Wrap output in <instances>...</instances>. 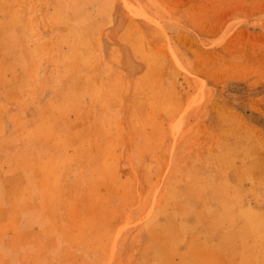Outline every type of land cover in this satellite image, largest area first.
<instances>
[{"label":"rangeland","instance_id":"obj_1","mask_svg":"<svg viewBox=\"0 0 264 264\" xmlns=\"http://www.w3.org/2000/svg\"><path fill=\"white\" fill-rule=\"evenodd\" d=\"M76 1L0 0V264H264V0Z\"/></svg>","mask_w":264,"mask_h":264},{"label":"bare ground","instance_id":"obj_2","mask_svg":"<svg viewBox=\"0 0 264 264\" xmlns=\"http://www.w3.org/2000/svg\"><path fill=\"white\" fill-rule=\"evenodd\" d=\"M62 1H63V0H62ZM75 1H76V0H75ZM77 1H79V0H77ZM77 1H76V3H77ZM59 3H60V2H59ZM73 3H74V2H73ZM59 5H60V4H59ZM59 5H58V6H59ZM73 5H74V4H73ZM76 5H77V4H76ZM76 5H75V6H76ZM79 5H80V4H79ZM69 6H70V5H69ZM78 7H79V6H78ZM84 7L86 8L85 5H84ZM74 10H75V9H74ZM97 10H98V9H97ZM100 10H101V9H100ZM86 11H87V10H86ZM96 13H97V12H96ZM82 16H83V15H82ZM54 17H55V16H54ZM90 17H91V16H90ZM89 19H90V18H89ZM85 20H86V19H85ZM87 20H88V19H87ZM87 20H86V21H87ZM93 22H94V21H93ZM53 23H54V22H53ZM79 23H82V22H79ZM87 23H88V22H87ZM90 23H91V22H90ZM96 23H97V22H96ZM67 25H68V24H67ZM87 32H88V31H87ZM74 39H75V38H74ZM71 65H72V64H71ZM74 67H75V66H74ZM75 70H76V69H75ZM76 71H77V70H76ZM111 76H112V75H111ZM43 84H44V83H43ZM50 84H51V83H50ZM22 87H23V86H22ZM104 87H105V86H104ZM23 88H24V87H23ZM95 97H96V96H95ZM95 99H96V98H95ZM143 103H144V102H143ZM118 121H119V120H118ZM114 123H115V122H114ZM74 125H75V124H74ZM114 128H115V127H114ZM117 128H118V127H117ZM81 129H82V128H81ZM118 129H119V128H118ZM78 130H80V129H78ZM101 130H102V129H101ZM83 131H84V130H83ZM102 131H103V130H102ZM118 131H119V130H118ZM73 132H74V131H73ZM108 132H109V131H108ZM109 134H111V133H109ZM112 135H113V134H112ZM108 138H109V137H108ZM117 138H118V136H117ZM102 139H103V138H102ZM106 145H107V144H106ZM106 145H105V146H106ZM55 163H56V162H55ZM103 166H104V165H103ZM103 169H104V168H103ZM44 173H45V172H44ZM104 174H105V173H104ZM105 176H106V175H105ZM102 177H103V176H102ZM50 182H51V181H50ZM49 185H51V184H49ZM51 186H52V185H51ZM115 186H116V185H115ZM112 187H113V186H112ZM97 201H98V200H97ZM98 204H99V203H98ZM99 205H100V204H99ZM99 205H98V206H99ZM96 206H97V205H96ZM96 206H95V207H96ZM96 208H97V207H96ZM83 226H84V225H83ZM87 228H88V227H87ZM87 230H88V229H87Z\"/></svg>","mask_w":264,"mask_h":264}]
</instances>
